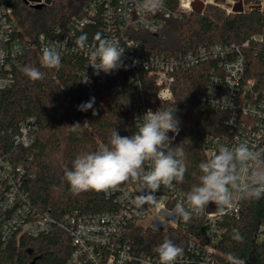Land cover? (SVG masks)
I'll list each match as a JSON object with an SVG mask.
<instances>
[{
	"label": "trees",
	"instance_id": "obj_1",
	"mask_svg": "<svg viewBox=\"0 0 264 264\" xmlns=\"http://www.w3.org/2000/svg\"><path fill=\"white\" fill-rule=\"evenodd\" d=\"M115 2L112 0L111 6ZM7 3L13 8L16 25L6 45L16 40L24 50L16 56H7L5 63L9 66L4 64L0 68V75L12 78V84L0 88V157L14 167H23L20 189L34 209L50 213L55 223L47 234L18 233L0 241V264H67L74 246L66 230L56 221L70 214L98 216L122 209L118 191L74 195L64 172L71 169L78 155L108 145L113 130L117 129L121 136L138 131L146 114L142 110L138 113L135 108L134 96L140 88L147 107L154 112L176 111L180 131L178 135L170 132L169 136H175L174 147L183 149L186 164L183 181H173V188L161 185L153 194L171 195L173 190L176 196L172 206L186 207L187 194L199 184V165L216 155L233 134L227 124V112L205 100L215 61L178 70L171 99L160 100L158 89L145 70L132 73L121 67L111 74L102 73L99 80L84 81L83 70L88 59L84 45L96 47L101 39L111 37L107 2L97 7L89 22L76 28L70 39L74 49L58 53L52 59L41 49L40 34L47 38L63 35L73 18L88 14L89 0H48L41 8L28 0H7ZM163 4L178 8V0H164ZM253 34L264 35V10L259 8L231 12L221 20L191 12L168 18L160 33L132 28L129 36L143 42L148 53L167 57L196 53L203 45L241 43ZM255 44L253 41L252 46ZM246 53L250 64L245 77L262 79L264 53L255 56L251 48ZM25 67L37 69L41 77L33 79L25 75L22 71ZM136 79H140V84H136ZM93 98L92 106L81 110ZM24 123L33 136L27 146L13 140ZM209 146L216 148L215 154L208 153ZM228 205L221 207L210 201L201 214L193 215L187 222L180 216L179 224L166 230L127 220V239L136 254L151 256H158V245L171 240L183 254L190 255V264H199L201 255L189 249V239L207 240L206 229L210 223L206 214L221 213L217 221L219 238L209 253L212 263L206 264H264V196L258 199L242 196L238 215Z\"/></svg>",
	"mask_w": 264,
	"mask_h": 264
},
{
	"label": "built area",
	"instance_id": "obj_2",
	"mask_svg": "<svg viewBox=\"0 0 264 264\" xmlns=\"http://www.w3.org/2000/svg\"><path fill=\"white\" fill-rule=\"evenodd\" d=\"M33 5L47 4L48 0H28ZM89 0L87 6L88 14L81 18H73L69 29L61 36L47 38L40 34L41 49L52 59L63 51L73 50L71 36L76 28L82 27L90 20L97 7L102 2H107L106 16L112 26L110 40L116 42L125 52L122 57L123 67L132 73L145 70L152 77L154 86L162 99L173 97V84L176 80V72L182 68H189L199 63L215 61L212 67V75L208 84V92L205 100L215 107L227 112V124L232 131L231 139L224 147L233 148L244 142L254 151L260 154L259 163L249 166V174L255 167L264 166V73L263 78L257 80L253 77H245L246 67L249 66L247 48H251L255 56L264 53V35L253 34L251 38L241 43L211 44L197 48L196 53L184 52L172 56L156 55L147 52V46L143 42H137L129 36L130 29H142L153 33H160L164 29L167 19L177 18L182 14H190L192 8L189 0H178V8L172 9L164 5L157 11H143L140 5L144 0ZM206 5L219 6L216 0H202ZM237 0H228L229 8L227 14L233 12L232 7ZM259 8L260 5H252L248 10ZM245 9V8H244ZM247 8L245 11H248ZM16 20L13 8L7 0H0V68L6 64L7 56H16L23 53L22 44L18 41L8 46L9 35L15 28ZM256 44L252 46V42ZM95 47L84 45L83 50L88 57L83 70L84 81L99 80L96 70L90 65V53ZM249 62V64H248ZM7 65V64H6ZM9 66V64L7 65ZM98 66V65H97ZM140 79H136V84ZM12 84L10 75H0V88ZM135 108L147 112L140 90L134 96ZM227 107L224 108V104ZM33 139L29 126L21 125L20 132L14 135V142L27 146ZM209 154H215L216 148L209 146ZM23 167L5 161L0 157V241H5L12 235L27 233L32 236L47 234L51 231L55 219L48 212L41 213L34 209L27 195L20 189V174ZM173 188V185L170 186ZM118 201L122 209L115 213H104L93 216L67 215L58 222V225L66 230L71 237L73 250L67 264H159V256L136 254L127 239L125 222L134 221L149 224L152 228L166 230L168 226H177L180 215L177 214V206H172L171 201L176 196L172 194H152L154 199L149 201L147 193L139 180L128 181L117 189ZM146 199L141 201L140 197ZM180 200V198H179ZM242 195L239 191L234 193V198L228 205V209L239 214ZM163 211L160 212V211ZM8 213V216H7ZM210 227L206 229V238L189 239L188 247L197 256L201 255L199 264L212 263V245L220 234L217 221L221 213H207ZM127 218V219H126ZM166 219L175 221L166 222ZM190 255L183 254L178 258L176 264H190Z\"/></svg>",
	"mask_w": 264,
	"mask_h": 264
},
{
	"label": "clouds",
	"instance_id": "obj_3",
	"mask_svg": "<svg viewBox=\"0 0 264 264\" xmlns=\"http://www.w3.org/2000/svg\"><path fill=\"white\" fill-rule=\"evenodd\" d=\"M163 2L144 0L139 7L143 11H157L163 7ZM124 52L116 42L101 39L90 53V65L97 75L101 71L111 74L123 67ZM22 71L33 79L41 77L34 68L25 67ZM93 103L94 98L81 106V110H87ZM227 107L224 104V108ZM175 113L170 109L156 112L149 109L142 117L138 131L131 136H121L115 129L108 145L95 152L78 155L71 169L64 172L72 193L108 192L129 180H139L151 201L154 199L152 194L161 185L170 187L173 181H183L186 172L184 151L180 146L174 147L175 136H169L170 132L178 135L180 131ZM259 160L260 154L247 143L242 142L233 148L221 147L216 155L199 165V184L187 194V206H177V214L187 222L193 215L201 214L210 201L221 207L230 204L235 191L246 198L264 196V166L253 168L249 174V166L258 164ZM146 166L148 170H145ZM140 199L144 201L146 197L141 196ZM156 252L159 264H176L183 250L166 239L158 245Z\"/></svg>",
	"mask_w": 264,
	"mask_h": 264
},
{
	"label": "rangeland",
	"instance_id": "obj_4",
	"mask_svg": "<svg viewBox=\"0 0 264 264\" xmlns=\"http://www.w3.org/2000/svg\"><path fill=\"white\" fill-rule=\"evenodd\" d=\"M216 3L219 6H214L211 4H208L205 6L203 13L207 14L211 17H213L216 20H221L226 14H227V9L229 8V2L228 0H216ZM244 8L248 10L252 5H260L261 7L264 8V0H243ZM160 212L163 213L161 210ZM166 222L172 223L175 221L166 219Z\"/></svg>",
	"mask_w": 264,
	"mask_h": 264
},
{
	"label": "water",
	"instance_id": "obj_5",
	"mask_svg": "<svg viewBox=\"0 0 264 264\" xmlns=\"http://www.w3.org/2000/svg\"><path fill=\"white\" fill-rule=\"evenodd\" d=\"M27 1V0H26ZM189 4L192 8V11L195 13H203L205 8V4L202 0H189ZM43 4L35 5L36 8H41ZM232 11L234 13H242L245 12L243 0H237L232 7Z\"/></svg>",
	"mask_w": 264,
	"mask_h": 264
}]
</instances>
